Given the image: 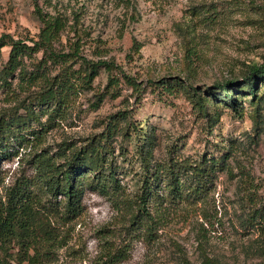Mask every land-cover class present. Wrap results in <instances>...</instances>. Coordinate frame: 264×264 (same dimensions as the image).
Returning <instances> with one entry per match:
<instances>
[{
	"label": "rangeland",
	"instance_id": "1",
	"mask_svg": "<svg viewBox=\"0 0 264 264\" xmlns=\"http://www.w3.org/2000/svg\"><path fill=\"white\" fill-rule=\"evenodd\" d=\"M35 2L44 14L64 22L53 42L56 50H68L79 38L88 58L117 65L98 68L91 87L69 99L40 146L50 152L79 146L104 130L109 114L126 109L122 124L130 120L153 132L155 159L167 158L171 151L222 160L207 194L160 205L151 201L159 222L154 235L138 233L129 224L123 202L85 188L82 213L59 224L67 240L46 264H182L205 257L224 264L263 262L264 102L256 104L247 87H237L239 102L233 109L221 89L215 88L212 96L207 88L225 79L241 80L249 65L264 61V0H0V34L37 38L42 22ZM9 48H0V69ZM42 56V50L20 54L8 82H0V111L41 87V76L33 84L22 76ZM46 61L40 70L54 74L58 64ZM122 72L142 83L139 95ZM171 76L185 80V88L168 92L149 83ZM263 90L264 84L258 94ZM46 117L40 113L43 122ZM128 132L129 137L116 134L110 142L124 194L134 198L139 191L134 173L139 169L138 139L133 127ZM0 166L4 185L31 172L18 156ZM115 256L119 259L112 261Z\"/></svg>",
	"mask_w": 264,
	"mask_h": 264
},
{
	"label": "trees",
	"instance_id": "2",
	"mask_svg": "<svg viewBox=\"0 0 264 264\" xmlns=\"http://www.w3.org/2000/svg\"><path fill=\"white\" fill-rule=\"evenodd\" d=\"M35 6L42 22L37 38L26 40L9 33L0 34V48L6 44L10 46L7 60L0 69V82L4 84L8 82V75L20 65V54L43 52V56L33 63V69L22 76L30 84L41 76V87L0 111V164L2 160L18 156L31 169L29 174L22 172L11 184L4 185L0 166V264H46L53 261L56 249L67 240L59 224L72 222L82 213L85 188L123 202L128 207L129 224H135L138 233L154 235L159 222L149 207L151 201L160 205L164 201L175 203L207 194L215 169L222 165L221 158L205 154L193 158L170 151L167 158L155 159L153 132L130 120L122 124L127 117L126 109L109 114L104 130L79 146H69V149L68 146H61L54 152L40 146L47 127L61 116L69 99L79 89L91 87L98 68L104 66L110 70L117 65L103 58H88L81 52L79 38L70 42L68 50H56L53 42L63 29L64 22L58 16L44 14L36 2ZM47 59L58 64L54 74L40 70ZM77 62L79 66L75 67ZM122 75L125 83L139 95L144 89L142 83L131 74L122 72ZM184 82L176 76L149 79V83L160 85L168 92L176 87L185 88ZM262 84L264 61L249 65L241 80L225 79L213 87L209 86L207 93L216 96L215 88L221 89L226 102L236 109L239 102L237 93H240L237 87H241L238 88L240 91H243L242 87H247L253 101L258 104L264 102V90L258 94ZM194 93L198 94V91ZM197 103L203 108L200 93ZM40 111L47 114L44 122ZM130 127L136 131L138 139L135 151L139 169L134 173L139 191L134 198L124 194L110 142L116 134L129 137ZM160 183H164L165 193L160 192ZM155 207L161 210L160 206ZM117 259L115 256L112 261ZM182 264L224 263L205 257L199 262L185 259ZM259 264H264V261Z\"/></svg>",
	"mask_w": 264,
	"mask_h": 264
}]
</instances>
